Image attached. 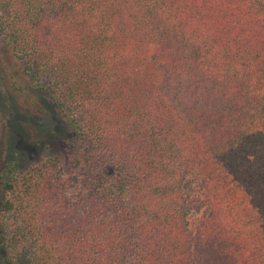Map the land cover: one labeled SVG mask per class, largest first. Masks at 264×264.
<instances>
[{
  "label": "trees",
  "instance_id": "trees-1",
  "mask_svg": "<svg viewBox=\"0 0 264 264\" xmlns=\"http://www.w3.org/2000/svg\"><path fill=\"white\" fill-rule=\"evenodd\" d=\"M0 42L79 182L14 151L8 262L264 264V0H0Z\"/></svg>",
  "mask_w": 264,
  "mask_h": 264
},
{
  "label": "rangeland",
  "instance_id": "rangeland-1",
  "mask_svg": "<svg viewBox=\"0 0 264 264\" xmlns=\"http://www.w3.org/2000/svg\"><path fill=\"white\" fill-rule=\"evenodd\" d=\"M0 42V171L14 151L20 152V168L49 156L58 157L63 175L70 178L68 195L79 190L76 170L70 165L72 134L49 97L31 84ZM197 180L189 176L183 183L192 194ZM7 232L0 222V264L6 260Z\"/></svg>",
  "mask_w": 264,
  "mask_h": 264
}]
</instances>
